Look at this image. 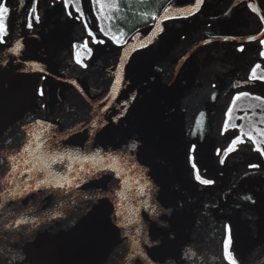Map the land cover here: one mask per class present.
I'll return each mask as SVG.
<instances>
[{"label":"water","instance_id":"1","mask_svg":"<svg viewBox=\"0 0 264 264\" xmlns=\"http://www.w3.org/2000/svg\"><path fill=\"white\" fill-rule=\"evenodd\" d=\"M5 1L0 191L34 186L28 154L18 160L15 184L5 182L8 157L28 141L36 155L63 154L52 170L79 186L0 198V264H228L222 244L228 228L241 263L264 264V168L246 170L234 160L219 167L215 156L233 95L249 83L226 65V87L213 88L211 76L221 70L202 60L213 49L210 59L227 61L225 51L233 56L238 45L262 40L264 0H204L198 10L195 0H174L124 46L95 47L86 67L74 58L86 27L64 7L28 30L34 0ZM82 3L91 20V0ZM241 9L262 24L255 40L239 39V24L218 28ZM193 148L195 166L214 186L197 182ZM17 219L29 223L3 231Z\"/></svg>","mask_w":264,"mask_h":264},{"label":"flooded vegetation","instance_id":"2","mask_svg":"<svg viewBox=\"0 0 264 264\" xmlns=\"http://www.w3.org/2000/svg\"><path fill=\"white\" fill-rule=\"evenodd\" d=\"M119 1L121 0H118V2L117 0H98V2L94 4L92 0V10H93L91 13L92 21L88 19L89 17H86L87 15L84 12V8L82 5L83 3L80 0L50 1L49 3L50 7L53 6V4H62L63 7L67 10L69 17L81 23L83 26L87 25L86 27L87 40L85 41V44L75 45L74 47V53H75L74 58L77 64L85 67V63L90 58L92 54V50L95 47L104 45L107 41H111L112 43L115 44V46L117 45L121 47L124 46L126 42L129 40V38L133 35L132 34L128 37H124L122 36V33H117L113 28V21L116 20L115 16L122 4ZM137 1L145 2L146 0H137ZM166 1L167 4L165 8L169 4H171L174 0H166ZM113 3H117V7L109 6ZM102 4H103V8L101 7ZM33 7L36 9L35 13L32 12ZM240 7H243V5H241ZM77 8H80L81 12L83 13L82 16L80 15L79 12H77L76 10ZM243 9H241V12L238 13L236 19L227 23L220 24L218 25V28L220 30H223L235 24H239L235 26L237 31L239 32L238 38L247 42L249 40L248 39L249 37H252L254 36V34L257 33V29L261 27L262 24L258 20V18L252 15L248 10L247 12L243 13L242 12ZM162 12H160V14L154 19L151 25H153L157 21V19L160 17ZM9 13H10V9H9ZM9 13L5 14L6 25H7ZM42 13L43 10L37 5V0H34L28 13V19H27L28 30H33L34 27L41 24V21L43 19L42 17H44V14ZM36 17H38L39 19L37 20ZM245 21L247 22L245 23ZM29 22L32 24V27H28ZM175 24L176 22L169 23V28L174 27ZM88 28H91L92 32L94 33L92 37H89L88 35ZM7 36H8V32L4 34L3 40L7 38ZM113 37H116L117 39H113ZM96 40H102L104 41V43L97 44ZM262 40H264V38ZM260 41H258L257 43H245L238 45L235 48L240 49L241 47H243L244 51L241 52L237 50L235 55L233 56L228 55L230 54L228 51L224 52L225 55L224 58L227 59L228 62L227 66H229L230 68H234L236 71H241V74L238 75V76L241 75V77L238 78L237 76V80H239L240 82L245 81L246 83H249V85H247V87L244 90L240 89V91H238L235 95H233L230 106L227 112L225 113L226 115H225L224 125L227 124L228 128L227 130H225V127L223 125L221 131V142L217 147L216 155H215L217 157V160L219 161L218 162L220 164L219 167L224 166L225 163L229 162L230 160H234L237 166L242 167L243 169L246 170L247 169L260 170L264 168V154H260L256 151L257 143H259L261 147H264V97L263 95H261V93L264 92V80L259 79V77L264 76V44L260 43ZM214 53L215 51L213 49H208L207 51H204L202 60L206 65L208 64L207 62L209 57L213 56ZM251 63H253L254 65L252 67H249ZM257 65H259V67H257ZM245 70L246 71L249 70L247 76ZM224 71L225 70H222L220 73H218L217 77L211 76L210 82L213 88L223 90V88L226 87V85L223 84V82H221V81H228V79L225 80L221 74V73H225ZM253 71H255L256 76L258 77L257 79H253ZM208 72L214 73L216 71L209 69ZM244 92L249 93V95L242 96L241 93ZM238 96L240 97V99H236ZM257 96L261 97V99L259 100L255 99V97ZM245 133L252 136L253 139L251 141H248L247 136L244 135ZM238 135L241 136L243 139H245L246 143L242 145H238L236 151L229 152L228 149L231 147V141L234 140ZM194 153H195V148L192 149L191 159H192V166L195 168V176H196L195 178L197 182L200 183V181L197 179V174H199L201 179H208V178L203 176L200 170L197 168V166H195ZM221 160H223L224 163H220ZM253 164H258L260 165V167L253 168L250 166ZM212 180L214 181V183L211 185H204L202 183L200 184L202 186H207V187L214 186L215 180L214 179ZM227 236H228V231H227ZM232 240H233V236H232ZM232 247L234 248L236 254V249L234 245H232Z\"/></svg>","mask_w":264,"mask_h":264},{"label":"snow or ice","instance_id":"3","mask_svg":"<svg viewBox=\"0 0 264 264\" xmlns=\"http://www.w3.org/2000/svg\"><path fill=\"white\" fill-rule=\"evenodd\" d=\"M98 0H93V3H97ZM118 2V0H117ZM204 0H195V5H196V10L199 9L200 5L203 4ZM110 7H117V3H113L111 5H109ZM127 6V5H126ZM101 7L103 8V4L101 5ZM77 12L80 13V15L82 16L83 13L81 12L80 8L76 9ZM119 10V9H118ZM255 11V9H253ZM36 9L33 7L32 8V12L35 13ZM187 13H192L193 9L189 8L185 10ZM9 13V7L7 6V4L5 3V0H0V43L3 42V36L4 34L7 32V25L5 22V14ZM71 14V13H69ZM155 18V17H154ZM168 18V17H165ZM36 19L38 20L39 18L36 17ZM28 27H32V24L29 22L28 23ZM85 27H87V25H85ZM157 28H159V25L156 26ZM107 34V33H105ZM88 35L89 37H92L94 35V33L92 32L91 28H88ZM262 35H264V33H262ZM113 39H117L116 37H113ZM224 39H229V37L225 36ZM234 39V37H233ZM249 40H255L256 37L252 36L248 38ZM97 44H102L104 43V41L102 40H96ZM205 43H207V41H205ZM260 43L264 44V40L260 41ZM17 47H19V45H17ZM239 51L243 52L244 49L243 47H241L240 49H238ZM13 51H15V49H13ZM79 62V61H78ZM86 67V65H85ZM121 67H123V62L121 61ZM257 67H259V65H257ZM258 77L256 76L255 71H253V79H257ZM260 80H264V76L259 77ZM73 83H75V81H73ZM121 80L119 79V73H117V78H116V84H120ZM113 91H115V88H113ZM41 95L44 94L43 90H41L40 92ZM242 96H248L249 93L244 92L241 93ZM236 99H240V97L238 96ZM255 99L259 100L261 99V97L257 96L255 97ZM225 130H227L228 126L227 124L224 125ZM245 136H247V140L251 141L253 139L252 136L248 135L247 133L244 134ZM246 143L245 139H243L241 136H237L234 140L231 141V147L228 149L229 152L232 151H236L237 150V146L238 145H242ZM133 148L136 147L135 144L132 145ZM256 151L260 154H264V147H261L259 143H257L256 145ZM24 154H28L30 156L33 157L32 161H27L26 163L29 164L30 166L27 168V172L29 174V178L34 180V186L33 184H27L25 182V187L24 188H20L19 184H15V174L17 172H19V164H18V160L22 159ZM97 156L99 155L98 153L96 154ZM68 158L71 159L72 156L71 154H68ZM95 156L93 157H86V159H92L95 160ZM8 159L12 162V167L11 170L8 172L7 176L5 177V182L7 183H13L15 184V187H5V189L3 191H0V198H4V197H9L12 199H15L19 196H23L26 193L30 192V191H36L41 189L42 187H55V188H60L63 189L65 187H78L79 185H73L72 179L70 178V176L68 175H59L58 173L54 172L52 170V165L56 164V163H62L64 160V155L63 154H51V155H36L35 150L32 148V142L28 141L27 143H25V145L23 146V151L22 152H17L16 155L13 156H9ZM220 163H224L223 160L220 161ZM253 168H259L260 165L258 164H253L250 165ZM32 173H46V177L45 179H36L35 177L32 176ZM21 175H23V172H20ZM117 175H119V172H117ZM50 177V179H49ZM79 179H82L80 177H76ZM197 179L200 181V183L204 184V185H211L214 183L213 180L210 179H201V177L199 176V174H197ZM248 199H251V197H248ZM253 203H255V201H252ZM4 207V203H0V208ZM117 215H119V213H117ZM29 221L28 220H24V219H17L12 221L11 223H6L3 226V231L4 232H11L12 229H19L21 225H26L28 224ZM33 224L36 223V221H32ZM228 236L227 239L224 240L222 242L223 244V255L224 258L227 259L228 264H241L240 259L237 257V255L235 254L234 248L232 247L233 245V240H232V236H231V229L228 228Z\"/></svg>","mask_w":264,"mask_h":264},{"label":"trees","instance_id":"4","mask_svg":"<svg viewBox=\"0 0 264 264\" xmlns=\"http://www.w3.org/2000/svg\"><path fill=\"white\" fill-rule=\"evenodd\" d=\"M119 2L122 4L115 16L116 20L113 21V28L124 37L151 25L167 4L166 0H146L145 2L121 0Z\"/></svg>","mask_w":264,"mask_h":264},{"label":"rangeland","instance_id":"5","mask_svg":"<svg viewBox=\"0 0 264 264\" xmlns=\"http://www.w3.org/2000/svg\"><path fill=\"white\" fill-rule=\"evenodd\" d=\"M51 0H37V5L43 10L42 14H45L46 12H48L49 10H56L59 8H63V6H61L62 4H53V6L50 7L49 3ZM82 1V0H80ZM92 2V0H91ZM46 15V14H45ZM209 66L215 69H219L222 71L225 70V67L227 65V61L225 60H219L217 58H209ZM261 95H263L264 97V92L261 93Z\"/></svg>","mask_w":264,"mask_h":264}]
</instances>
